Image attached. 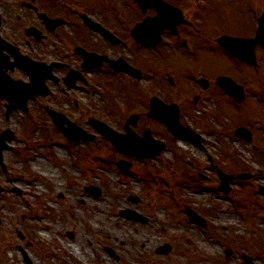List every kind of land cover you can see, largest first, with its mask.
<instances>
[{
	"label": "rangeland",
	"instance_id": "obj_1",
	"mask_svg": "<svg viewBox=\"0 0 264 264\" xmlns=\"http://www.w3.org/2000/svg\"><path fill=\"white\" fill-rule=\"evenodd\" d=\"M258 1L253 0L254 7L249 0L223 1L221 6L231 17L223 22L224 27H247L262 10ZM134 51L140 53V63L150 74L139 84L130 77L105 78L98 73L87 87L73 89L62 84L52 97L33 102L28 115L14 112L6 121L5 109L0 108V132L9 128L15 134L11 149L3 155L5 169L0 166V264H26L19 246L26 249L33 264H248L247 257L254 264H264V195L259 193V186H264V53L258 51L260 69L249 76L221 54L204 51L192 59H163L154 49ZM199 64L203 68L212 64L215 74L235 77L252 88L242 105H235L220 91L212 95L213 101L206 98L196 109L182 112L183 125H191L202 135V148L169 138L164 126L147 116L146 101L153 83L150 78L164 77V70L171 67L176 75L196 68L199 71L194 75H209ZM45 104L69 115L94 134L96 141L76 146L65 143L69 141L50 124L48 111L51 120H46ZM33 109L39 112L35 118L30 117ZM132 113L139 114L134 127L138 133L150 128L169 149L150 160L131 158L116 150L85 117L100 119L122 132ZM237 128H245L251 142L235 137ZM119 158L131 162L128 170L116 164ZM36 159L46 162L55 176L38 168L33 163ZM217 168L234 175L249 173L251 178L236 179L225 194ZM89 186L100 188L102 194L88 193ZM130 197L139 200L133 202ZM84 202L109 215L116 209L125 228L115 220L104 221V216L92 217ZM186 206L200 212L207 226L191 223ZM126 209L140 213L147 222L123 217ZM102 227L113 236L108 237ZM165 245L171 250L158 254L157 249ZM107 247L118 259L111 257ZM229 249L232 254L227 256Z\"/></svg>",
	"mask_w": 264,
	"mask_h": 264
},
{
	"label": "flooded vegetation",
	"instance_id": "obj_2",
	"mask_svg": "<svg viewBox=\"0 0 264 264\" xmlns=\"http://www.w3.org/2000/svg\"><path fill=\"white\" fill-rule=\"evenodd\" d=\"M161 1L166 4L162 5V12L155 7L144 10L136 0H0V78L3 79L0 108L7 111L8 107L1 90L16 83L33 88L41 78H45L43 84L50 93L46 96L42 92L30 94L25 112L32 110L33 102L52 97L54 89L61 91L62 84L68 85L64 78L70 73L78 78L75 86L88 84L87 77L93 73L105 78L130 77L139 84L144 79L145 68L140 63V53L135 54L134 49L139 51L144 44L137 40L140 33L135 37L133 30L147 18L158 21L157 26L162 30L158 44L148 45L158 56L192 59L205 51L221 54L242 74L250 76L259 71L261 58L257 66L241 62L218 43L222 35L251 38L256 34V17L240 30L230 24L233 30L224 27L223 22L231 17L221 5L223 1L233 3L235 0ZM254 3L249 0L250 7H254ZM258 4L264 11V0H259ZM258 49L264 52L262 47ZM113 61L129 62L140 69L141 80L127 71H116ZM201 68L205 72L208 70L209 75H194L198 68L176 75L171 67L170 71L163 72L164 77L150 78L154 86L152 94L167 104H177L181 117L184 110L196 109L206 98L213 101L212 95L220 92L217 77L221 74H215L212 64ZM215 89L219 90L215 92ZM251 89L245 87V100ZM59 102L63 104V99L59 98ZM45 105L47 113L49 108ZM33 112L34 116H29L35 118L39 112L36 109Z\"/></svg>",
	"mask_w": 264,
	"mask_h": 264
},
{
	"label": "water",
	"instance_id": "obj_3",
	"mask_svg": "<svg viewBox=\"0 0 264 264\" xmlns=\"http://www.w3.org/2000/svg\"><path fill=\"white\" fill-rule=\"evenodd\" d=\"M260 23V28L259 31L256 35L255 38L253 39H238V38H232V37H223L219 40V43L230 53L234 54L236 57L250 62V63H256V57H255V47L258 44H261L264 46V15L260 18L259 20ZM151 26L146 25L144 30H150ZM75 80V77L72 75L68 76L66 79L67 82H73ZM218 84L230 95H232L237 101H242L243 100V90L240 86H237V84L231 80L230 78L227 77H222L219 78ZM30 89H27V87L20 86V87H15V92L13 93L15 95V99L18 97V95L22 94L23 92V98L21 100V103L24 105L27 96V92ZM46 92V91H45ZM12 98V97H11ZM18 101L20 99H17ZM157 100L153 99L152 101V112L151 114L153 115L154 113L156 114V117L161 119L163 122L166 123L167 127L169 130L176 136V137H191L190 136V130L189 129H183L178 121V111L177 108L174 106L166 107L163 106L162 103ZM11 109V108H10ZM133 119L136 120L134 117ZM131 122L134 123L135 120ZM58 125L63 127L64 120L58 121L56 120ZM95 126L101 130V132L112 141V143L121 151L126 152L128 154L137 156V157H144V156H149L153 157L157 153H159L163 146L162 145H157V146H150L148 143L150 142L149 134L145 135V138H139L132 130L129 129V126H127V135H122L111 128H109L106 124H103L99 121H93ZM242 130H239V134H241ZM66 134L69 138L73 140H86L88 139V136L86 133L79 129L78 127H72L71 131H66ZM13 135L10 132H5L2 137L0 138V162H2V150L5 148H8L6 146V140L12 139ZM94 138V137H90ZM146 144V148H142L140 146V143ZM222 177V187L224 188L225 191H228V184L229 181L233 180L232 177L224 175L221 173ZM89 192L95 193L96 195H100L101 191L97 188L90 187L88 188ZM127 217H133L134 219H141L139 215H136L134 212L127 210L123 213ZM189 215L193 220H198L197 215L189 210ZM166 252V251H165Z\"/></svg>",
	"mask_w": 264,
	"mask_h": 264
},
{
	"label": "bare ground",
	"instance_id": "obj_4",
	"mask_svg": "<svg viewBox=\"0 0 264 264\" xmlns=\"http://www.w3.org/2000/svg\"><path fill=\"white\" fill-rule=\"evenodd\" d=\"M64 150L67 151V149H64ZM59 153H60L61 155H63L64 152H63V150H61V149L59 148ZM33 163H34L38 168H41V167L45 168L46 171H47L50 175L55 176V173L53 172L52 168H51L46 162H43V161H40L39 159H36ZM198 198H202V196L199 195ZM115 206H116V208L120 207L118 204H116ZM83 207H84L85 209H88V211H89V207H90V209L92 210V211H90V215H91L92 217H96V218H97V217H99V216H104V221L107 222V221H110V220H115V223H116L117 225H119V227H121V228H125V225H126L125 222L122 221L121 219L117 218V216H116V213H115L116 209H114V210L112 211V213L109 215L108 213L105 214L104 212L98 210V209H97V206H96L95 204H87L86 202H84V203H83ZM102 207H103V206H102ZM104 209H105V207H103V210H104ZM105 210H106V209H105ZM222 216L228 217V215H226V214H223ZM229 219H230L231 221H233V220L235 219V217H231V218H229ZM101 231L104 232L108 237H112V236H113V233H111V231H107V230H105L103 227H102ZM136 231L139 232V229L136 228Z\"/></svg>",
	"mask_w": 264,
	"mask_h": 264
}]
</instances>
